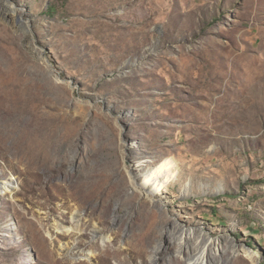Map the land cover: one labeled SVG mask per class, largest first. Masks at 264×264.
<instances>
[{"label": "rangeland", "instance_id": "obj_1", "mask_svg": "<svg viewBox=\"0 0 264 264\" xmlns=\"http://www.w3.org/2000/svg\"><path fill=\"white\" fill-rule=\"evenodd\" d=\"M26 263L264 264V0H0V264Z\"/></svg>", "mask_w": 264, "mask_h": 264}, {"label": "bare ground", "instance_id": "obj_2", "mask_svg": "<svg viewBox=\"0 0 264 264\" xmlns=\"http://www.w3.org/2000/svg\"><path fill=\"white\" fill-rule=\"evenodd\" d=\"M147 163H150V161H147ZM173 164H174V161L169 159V160L165 161L164 163H162L161 165H159L158 167L153 168L151 170L143 168V170H140V172L142 171V173L138 177H136L137 179L141 178L143 180V181H141L140 186L147 189L149 192H151L153 194H160V193L164 192V187L160 185V182L163 179L164 173L168 170L167 167H171ZM13 187H14V185L12 182H10V181L9 182L8 181L3 182V190L4 191L11 192L12 189H14ZM220 188L222 190V187H220ZM187 191H189V186L185 188L184 193ZM161 195L163 196V193ZM60 229L63 232H66V231H67V233L70 232V230H65L62 227ZM10 235L13 236L12 233L11 234L9 233V236ZM69 250H76V247H71V248H69Z\"/></svg>", "mask_w": 264, "mask_h": 264}, {"label": "trees", "instance_id": "obj_3", "mask_svg": "<svg viewBox=\"0 0 264 264\" xmlns=\"http://www.w3.org/2000/svg\"><path fill=\"white\" fill-rule=\"evenodd\" d=\"M53 10H54V9H51L49 12H50V13H53V12H54Z\"/></svg>", "mask_w": 264, "mask_h": 264}]
</instances>
